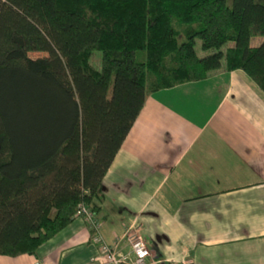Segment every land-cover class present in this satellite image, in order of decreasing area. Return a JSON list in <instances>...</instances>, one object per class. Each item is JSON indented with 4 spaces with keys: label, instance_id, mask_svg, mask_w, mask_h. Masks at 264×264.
Instances as JSON below:
<instances>
[{
    "label": "trees",
    "instance_id": "16d2710c",
    "mask_svg": "<svg viewBox=\"0 0 264 264\" xmlns=\"http://www.w3.org/2000/svg\"><path fill=\"white\" fill-rule=\"evenodd\" d=\"M254 37L264 0H0V255L36 256L79 205L98 213L103 177L153 93L219 69L264 93ZM196 39L213 53L199 57Z\"/></svg>",
    "mask_w": 264,
    "mask_h": 264
},
{
    "label": "crops",
    "instance_id": "0c3cea01",
    "mask_svg": "<svg viewBox=\"0 0 264 264\" xmlns=\"http://www.w3.org/2000/svg\"><path fill=\"white\" fill-rule=\"evenodd\" d=\"M108 243L138 227L159 264H264V93L242 71L161 90L144 105L102 180ZM75 219L36 256L0 264H93Z\"/></svg>",
    "mask_w": 264,
    "mask_h": 264
},
{
    "label": "built area",
    "instance_id": "2783aa9c",
    "mask_svg": "<svg viewBox=\"0 0 264 264\" xmlns=\"http://www.w3.org/2000/svg\"><path fill=\"white\" fill-rule=\"evenodd\" d=\"M77 216L92 230V241L98 245L97 253L91 258L93 264H159V261L151 254L137 226L125 232L123 240L127 250H124L119 246V241L108 243L104 240L100 231V222L96 215L88 211L84 205L78 206Z\"/></svg>",
    "mask_w": 264,
    "mask_h": 264
},
{
    "label": "rangeland",
    "instance_id": "374dc122",
    "mask_svg": "<svg viewBox=\"0 0 264 264\" xmlns=\"http://www.w3.org/2000/svg\"><path fill=\"white\" fill-rule=\"evenodd\" d=\"M231 1L232 0H227V4L230 5ZM263 40H264L263 37H254L250 40V46L257 47L258 45H260L262 43ZM194 47H195V51L199 57H206V56L211 55L213 53L212 50L203 51L201 49V42L198 39L195 40ZM28 57H30L32 59H37V58H47L48 56L46 53L33 52V53H29ZM143 59H144V53L143 52H137V61L140 62ZM89 62L95 69L99 70L100 69V63H101V53L99 51H94L90 57ZM19 63H21V62H19ZM222 63H224V60H222Z\"/></svg>",
    "mask_w": 264,
    "mask_h": 264
}]
</instances>
